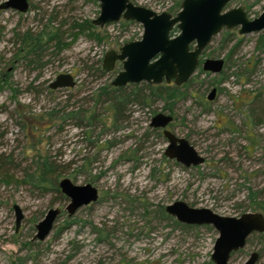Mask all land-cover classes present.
<instances>
[{
    "label": "rangeland",
    "instance_id": "1",
    "mask_svg": "<svg viewBox=\"0 0 264 264\" xmlns=\"http://www.w3.org/2000/svg\"><path fill=\"white\" fill-rule=\"evenodd\" d=\"M130 1L172 14L181 2ZM255 1L233 0L229 7L251 5L246 11L253 18L264 4ZM28 2L26 12L0 10V154L3 166L14 172L13 180L0 185V264H209L217 231L210 225H184L165 206L183 200L225 216L264 214L250 205V197L264 202V45L258 48L264 31L244 35L235 27L227 29L232 40L221 42L220 32L207 45L203 58L226 61L229 55L223 71L227 77L217 84L213 100L207 99L210 81L220 77L196 70L186 97L128 105L123 118L113 122L108 105L95 102L94 96L99 86L111 84L121 63L103 74L96 68L102 67L108 50L139 39L141 25L124 19L94 25L105 36L100 42L77 29L70 37L71 25L99 15L98 0ZM56 28L65 31L61 35L68 46L57 51L50 44L39 65L19 57L22 33ZM67 72L75 86L49 87L59 73ZM54 108L81 110L95 118L90 126L79 119H38ZM157 112L173 117L168 129L188 139L203 163L185 167L164 155L167 141L150 126ZM27 124L35 126L33 135ZM39 154L57 161L58 181L68 177L76 184L94 185L97 201L69 216L64 211L67 199L23 184L22 168L32 171ZM14 204L23 213L17 229ZM52 207L62 210L52 231L42 241L33 238L35 224ZM252 251L264 262V233L251 234L229 264H242Z\"/></svg>",
    "mask_w": 264,
    "mask_h": 264
},
{
    "label": "water",
    "instance_id": "2",
    "mask_svg": "<svg viewBox=\"0 0 264 264\" xmlns=\"http://www.w3.org/2000/svg\"><path fill=\"white\" fill-rule=\"evenodd\" d=\"M233 0H181L180 9L171 14L157 13L130 0H98L99 15L92 20L96 26L117 22L120 19L134 21L141 25L139 39L123 43L118 50H108L102 59V68L111 71L116 62L121 69L112 79L113 86L130 83L149 84L187 82L195 72L199 56L212 39L223 29L238 28L239 34L264 31V4L258 16L250 18L242 5L229 7ZM28 0H4L0 10L13 9L26 12ZM175 30V31H174ZM202 68L217 73L224 68L222 57L206 58ZM76 81L70 73H59L50 83L51 89L70 88ZM215 88L207 95L212 100ZM173 121L169 113L157 112L150 120V126L163 128L167 140L164 155L185 167L197 166L204 157L185 137L177 136L167 126ZM62 194L68 200L64 211L73 215L80 207L98 199L97 188L90 184H76L68 177L58 181ZM15 212V227L18 228L23 213L18 204L12 206ZM60 208L48 209L35 224L33 238L44 240L52 231L61 214ZM167 214L188 225H210L218 233L211 252L213 264H229L232 253L246 245L247 238L254 232H264V214L247 211L239 216H225L207 207L190 206L183 200H176L165 206ZM259 254L252 251L242 264H264Z\"/></svg>",
    "mask_w": 264,
    "mask_h": 264
},
{
    "label": "trees",
    "instance_id": "3",
    "mask_svg": "<svg viewBox=\"0 0 264 264\" xmlns=\"http://www.w3.org/2000/svg\"><path fill=\"white\" fill-rule=\"evenodd\" d=\"M260 0H256L255 3ZM181 3V2H180ZM180 3L177 1L175 3L176 11L180 9ZM253 5V4H252ZM174 8V7H173ZM171 8V9H173ZM251 5H247L246 9L249 10ZM131 22V21H130ZM94 24L92 21H85L84 23H74L71 25L72 31L70 33L71 36H76L77 32L74 30L77 29L79 33H83L88 37L100 42L103 40L105 36H102L99 32L94 31ZM175 31V30H174ZM65 31L60 32L59 28L54 30H41L39 32L31 33L29 31H25L21 34L20 37V47L19 51L22 54L21 59L27 62V64H36L39 65V60L42 59L43 52L46 51L47 47L52 44L57 51L63 49V47L68 46L63 38V34ZM62 33V35H61ZM222 39L221 42L232 40L231 35L232 32L224 29L221 31ZM237 42L233 45V47L238 46L241 41L240 38L236 40ZM264 45V33L261 34L258 48ZM19 54V55H20ZM18 57V58H19ZM229 55H226V61ZM96 71L100 74L104 73L102 67H97ZM227 76H221L219 82H222L226 79ZM193 78H190L187 82L182 85L175 84H149L146 82L139 83H130L125 86H113L112 84H104L99 86L95 96V102H102L108 105L110 111H112L111 117L113 122H116L120 118L122 119V113L126 110L128 105L138 104L141 106H150L152 102L156 99H163L165 101H171L173 99H180L187 96L189 93L190 84ZM2 84H0L1 87ZM84 111H76V112H63V110H56L55 108L46 112L39 114L37 117L39 120L42 118H49L52 120H62L66 119H75L80 121H85V126L92 125L93 119L95 118L94 114H84ZM80 114V116H79ZM52 124V123H50ZM29 127V134L33 135V128L35 127L32 124H27ZM53 125H55L53 123ZM77 125H81V122H77ZM24 127V125H22ZM2 136V134H0ZM39 141L41 138L38 139ZM2 154H0V185L3 183H8L14 178V172H11V168L4 167L2 164ZM37 158H34V168L32 171L27 169L23 170V174L21 176V182L23 184L31 185L33 188L40 190H51L55 193H58L62 199H67L64 194L59 189L58 186V177L60 176V167L56 160H52L49 155H37ZM250 200L253 202L251 207L253 209H259L264 211V202H255V197H250ZM167 216V214H165ZM176 222V221H174ZM188 225V224H184ZM190 226V225H188ZM209 264H213L211 261Z\"/></svg>",
    "mask_w": 264,
    "mask_h": 264
},
{
    "label": "flooded vegetation",
    "instance_id": "4",
    "mask_svg": "<svg viewBox=\"0 0 264 264\" xmlns=\"http://www.w3.org/2000/svg\"><path fill=\"white\" fill-rule=\"evenodd\" d=\"M177 12V11H176ZM172 14V13H171ZM175 14V13H174ZM173 15V14H172ZM93 23V22H92ZM207 47V46H206ZM206 49V48H205ZM204 49V50H205ZM204 50L201 52V54H200V56H199V63H198V65H197V67H196V69H195V71L196 70H198L200 73H203V74H205L207 77H209V76H211V75H214V76H219V77H221V76H223V71H224V68H223V70H221L220 72H217V73H212L211 71H206V70H204L203 68H202V63H203V61L206 59V58H210V57H205V58H203V52H204ZM211 58H216V57H214V56H212ZM223 58V57H222ZM224 59V58H223ZM225 64H226V61H225V59H224V67H225ZM113 70V69H112ZM105 71V70H104ZM119 71V70H118ZM117 71V72H118ZM107 72H109V71H107ZM117 74V73H116ZM194 74H195V72H194ZM193 74V75H194ZM193 75H192V77H193ZM191 77V78H192ZM220 79V78H219ZM225 81V80H224ZM224 81H222V82H219V80L217 81L215 78L214 79H212V81H210V87H211V89H210V91H209V93L212 91V89L213 88H215V95H214V98H215V96L217 95V84H220V83H223ZM182 85V84H181ZM177 86H179V85H177ZM219 87V86H218ZM208 93V94H209ZM213 98V99H214ZM212 99V100H213ZM165 113H167V112H165ZM154 128V127H153ZM167 128H168V126H167ZM156 129H159V130H161V132H162V135H163V137L165 138V136H164V134H163V128H156ZM166 139V138H165ZM167 141V140H166ZM171 160H174V159H171ZM176 163H178L176 160H174ZM178 164H180V163H178ZM89 204H91V203H89ZM89 204H87V205H89ZM87 205H84V206H87ZM254 233H257V232H254ZM261 233H264V232H261ZM253 234V233H252ZM248 239V238H247ZM246 243H247V241H246ZM236 252V251H235ZM233 254V253H232ZM259 254V253H258ZM259 261V260H258ZM260 262V261H259ZM213 263V262H212Z\"/></svg>",
    "mask_w": 264,
    "mask_h": 264
}]
</instances>
